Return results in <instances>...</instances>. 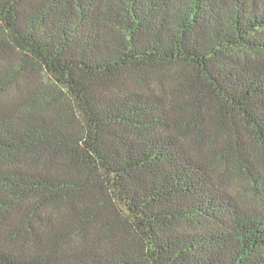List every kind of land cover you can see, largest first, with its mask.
<instances>
[{
  "label": "trees",
  "instance_id": "16d2710c",
  "mask_svg": "<svg viewBox=\"0 0 264 264\" xmlns=\"http://www.w3.org/2000/svg\"><path fill=\"white\" fill-rule=\"evenodd\" d=\"M263 156L264 0H0V264H264Z\"/></svg>",
  "mask_w": 264,
  "mask_h": 264
},
{
  "label": "rangeland",
  "instance_id": "374dc122",
  "mask_svg": "<svg viewBox=\"0 0 264 264\" xmlns=\"http://www.w3.org/2000/svg\"><path fill=\"white\" fill-rule=\"evenodd\" d=\"M264 165V156L261 157ZM219 172L221 173V179L224 181L223 185L233 195L239 198L240 201H244L248 204L253 197V185L248 181L245 175L239 171V169L231 162L215 161Z\"/></svg>",
  "mask_w": 264,
  "mask_h": 264
}]
</instances>
